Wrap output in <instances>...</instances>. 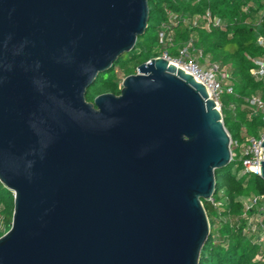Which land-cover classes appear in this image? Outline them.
<instances>
[{
  "label": "water",
  "instance_id": "water-1",
  "mask_svg": "<svg viewBox=\"0 0 264 264\" xmlns=\"http://www.w3.org/2000/svg\"><path fill=\"white\" fill-rule=\"evenodd\" d=\"M148 1L0 0V184L13 194L0 264H199L202 201L231 156L205 87L157 57L118 96L85 99L144 35Z\"/></svg>",
  "mask_w": 264,
  "mask_h": 264
},
{
  "label": "trees",
  "instance_id": "trees-1",
  "mask_svg": "<svg viewBox=\"0 0 264 264\" xmlns=\"http://www.w3.org/2000/svg\"><path fill=\"white\" fill-rule=\"evenodd\" d=\"M148 9L144 35L137 38L126 60H120L119 67L126 77L135 74L139 65L160 57L164 50L175 58L178 49L192 40V48L201 50L204 56L226 69L234 94L221 97L220 112L231 139L241 143L246 136L264 133L259 114L248 116V111L241 107L243 98L251 95H258L264 101V85L250 77L251 64L246 58L247 55H260L255 40L264 34V0H149ZM207 9L223 20L222 28H206L202 15ZM172 17L174 19H170ZM162 25L172 29V45H160ZM114 68L97 77L86 93L87 102L92 103L101 94H120ZM234 151L238 152L232 149V153ZM232 168L235 169V162L231 161L215 173L214 199L220 206L214 208L208 201H202L210 235L201 251L199 264H264V261H254L258 247L251 236L242 234L244 219H238L241 211L238 198L264 193V182L251 173L237 176ZM218 178L223 179L222 184L218 183ZM0 211L8 225L6 233L11 225L13 194L1 184Z\"/></svg>",
  "mask_w": 264,
  "mask_h": 264
},
{
  "label": "built area",
  "instance_id": "built-area-1",
  "mask_svg": "<svg viewBox=\"0 0 264 264\" xmlns=\"http://www.w3.org/2000/svg\"><path fill=\"white\" fill-rule=\"evenodd\" d=\"M244 11H246V8H244ZM202 19L205 21L207 29L209 27H223V20L211 13L209 9L204 12ZM162 28L163 31L159 34L160 45H172V29L168 25H162ZM255 45L260 50V55L246 56L251 64L249 75L254 81L264 85V34L256 37ZM192 46V40H188L186 44L178 49V55L175 58H171L167 50L162 52L160 58L182 69L185 73L191 75L196 82L202 84L209 98L220 109L221 97L224 94H234L233 87L227 77L226 69L218 63L213 62L208 56H204L201 50L192 48ZM241 107L248 111V116L255 113L261 114L264 122V101L260 96L251 95L244 97ZM229 141L231 151L230 162H235V168L241 167V175L251 173L259 177L260 162H264V148L261 147L264 141V133L259 137L246 136L241 143L233 141L229 135ZM232 149H237L238 152L234 151L232 153ZM214 194L206 201L212 207L218 208L220 203L214 199ZM238 202L241 207L238 219H244L245 223L241 232L243 235L251 236L253 243L258 247L254 261L262 262L264 261V193L241 196L238 198ZM5 230L6 220L0 211V234L3 233L4 235Z\"/></svg>",
  "mask_w": 264,
  "mask_h": 264
},
{
  "label": "rangeland",
  "instance_id": "rangeland-1",
  "mask_svg": "<svg viewBox=\"0 0 264 264\" xmlns=\"http://www.w3.org/2000/svg\"><path fill=\"white\" fill-rule=\"evenodd\" d=\"M127 56V54L126 55H124L123 57H121V59L120 60H123L125 57ZM120 60H119V62L118 63H116L115 65H114V70H115V73H116V76H117V81H119V87H120V89H121V83H122V81H123V79L124 78H126V75H125V73L123 72V70H121V68L119 67L120 66ZM126 59H124V61H125ZM135 74H136V72H135ZM134 75V74H133ZM91 88V87H90ZM89 88V89H90ZM88 89V90H89ZM112 95H115V96H118L119 94H112ZM255 114H259V113H255ZM259 118L261 119V121H262V124H263V127H264V122H263V120H262V115L261 114H259ZM263 133V131H260V132H258L256 135H254V137H259L261 134ZM232 173H236V175L237 176H241V167L240 168H235V169H233L232 168ZM218 183H223V179L222 178H218ZM2 215L4 216V214L2 213ZM5 218V217H4ZM8 225H7V222H6V227H7Z\"/></svg>",
  "mask_w": 264,
  "mask_h": 264
}]
</instances>
